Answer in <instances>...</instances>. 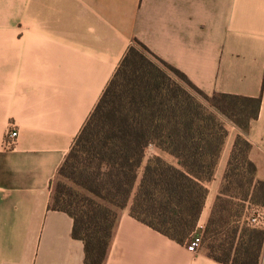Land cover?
Masks as SVG:
<instances>
[{"label": "crops", "instance_id": "1", "mask_svg": "<svg viewBox=\"0 0 264 264\" xmlns=\"http://www.w3.org/2000/svg\"><path fill=\"white\" fill-rule=\"evenodd\" d=\"M135 40L207 95L261 99L247 133L226 124L195 232L220 194L236 135L264 181V0H0V264H84L72 218L49 208L52 183ZM11 130L18 137L7 149ZM162 153L154 155L175 164ZM130 204L105 264H220L135 220Z\"/></svg>", "mask_w": 264, "mask_h": 264}, {"label": "trees", "instance_id": "2", "mask_svg": "<svg viewBox=\"0 0 264 264\" xmlns=\"http://www.w3.org/2000/svg\"><path fill=\"white\" fill-rule=\"evenodd\" d=\"M261 99L207 95L178 69L135 40L59 167L49 208L69 215L84 244V264H105L120 213L187 246L194 235L226 138L227 123L247 133ZM155 147L175 164L158 155ZM251 144L236 135L201 235L202 249L220 264H260L264 229L251 226L264 209ZM54 182V181H53Z\"/></svg>", "mask_w": 264, "mask_h": 264}, {"label": "built area", "instance_id": "3", "mask_svg": "<svg viewBox=\"0 0 264 264\" xmlns=\"http://www.w3.org/2000/svg\"><path fill=\"white\" fill-rule=\"evenodd\" d=\"M18 137L17 130H11L5 140V148L12 149L16 145V139ZM246 221L249 225L264 229V209L252 208L249 210V214L246 217ZM201 233L195 232L189 241L187 248L190 252H197L201 245Z\"/></svg>", "mask_w": 264, "mask_h": 264}, {"label": "rangeland", "instance_id": "4", "mask_svg": "<svg viewBox=\"0 0 264 264\" xmlns=\"http://www.w3.org/2000/svg\"><path fill=\"white\" fill-rule=\"evenodd\" d=\"M161 152V151H159V150H157L155 147H150L148 150H147V153H146V158H151L152 156H154V152ZM163 154V153H162ZM56 182V180H54V182H53V187H54V185L56 184L55 183Z\"/></svg>", "mask_w": 264, "mask_h": 264}]
</instances>
